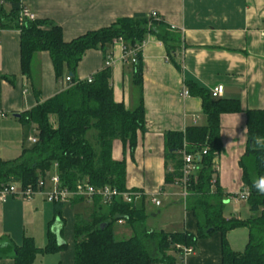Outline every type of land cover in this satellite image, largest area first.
<instances>
[{
    "label": "trees",
    "instance_id": "trees-1",
    "mask_svg": "<svg viewBox=\"0 0 264 264\" xmlns=\"http://www.w3.org/2000/svg\"><path fill=\"white\" fill-rule=\"evenodd\" d=\"M21 8L20 0H0V30L20 33V71L31 81L36 105L19 120L34 126L37 141L24 147L17 159L0 160V188L19 183L23 188L35 189L38 181L44 180L45 174L56 165L61 187L69 191H75L82 184L95 188L109 186L119 192L128 190L125 161L112 159V144L119 140L131 151L135 148L137 132L144 131L143 107L139 104L134 110H128L114 101L108 67L96 73L90 83L76 80V68L89 50H102L107 60L112 55L114 43L120 41L125 60L132 67L134 83L141 89V46L146 36L151 34L160 41L168 59L174 61L182 43L180 35L160 18L137 13L66 42L61 27L54 23L20 19ZM41 52L48 53L58 82H63L65 77L71 78L69 84L44 101L40 100L36 61ZM130 53H133L134 62H131ZM186 87L188 96L200 98L205 125L164 135V184L181 182V151L184 150L195 166L184 187V205L195 220V233L147 230V215L142 206L120 198L103 205L94 197L86 216L76 214L74 218L73 264H183L187 258L183 257L185 248H192L194 254L197 242L215 233L220 237V264H264V110L244 111L247 140L238 165L243 190L249 193L245 203L250 216L247 219L226 218L223 208L227 196L214 168L222 147L220 116L243 111L238 100L213 98L209 90L193 82H187ZM76 203L89 202L76 198L71 204ZM53 207L54 217L49 223L44 248H37L27 237L17 246L5 236L0 238V258L9 257L13 264H32L38 253L56 254L65 249L61 218L65 205L53 203ZM120 220L133 229L132 237L115 238L114 225ZM54 222L60 225L58 231L52 228ZM237 228H245L248 232L241 252L232 250L226 238L228 232Z\"/></svg>",
    "mask_w": 264,
    "mask_h": 264
},
{
    "label": "crops",
    "instance_id": "crops-1",
    "mask_svg": "<svg viewBox=\"0 0 264 264\" xmlns=\"http://www.w3.org/2000/svg\"><path fill=\"white\" fill-rule=\"evenodd\" d=\"M20 1L34 19L48 20L61 27L66 42L137 13L149 15L155 12L165 24L177 31L182 43L174 61L168 59L160 41L151 34L146 36L141 48V89L134 83L132 67L125 60L122 43H114L110 57L112 65L108 67L113 99L128 110L142 105L144 131L137 132L136 145L132 151L121 141L115 140L111 156L115 161H125L126 188L143 194L135 204L142 206L144 211L145 203L157 208L162 206L161 199L170 201L181 197L184 200L178 185L164 184V135L167 132L184 131L194 125H205L200 98L183 95L187 82L209 91L220 85L222 95L219 98L238 100L243 111L220 116L222 147L215 161L219 185L227 196L225 203L229 202L228 199L235 203L232 216L239 218L240 207L237 203H245L236 199L244 188L238 165L247 140L244 111L264 110V0ZM19 36L18 30H0L2 161L17 159L22 149L30 146L28 138L35 134L33 125L23 124L13 116L22 115L36 105L31 81L20 71ZM36 61L39 65L40 100L44 101L64 85L55 79L48 53L37 54ZM104 64L105 54L102 50L87 51L76 68V80L93 77L106 69ZM153 199L159 205H155ZM81 205L70 204L74 208L70 215L73 223L76 214L86 216L92 203L85 204L88 208H81ZM183 206L182 226L176 232L195 233V220L186 211L184 203ZM62 214H65L64 209ZM160 215L161 211H156L150 217L155 219ZM53 217V203L46 201L43 195H35L28 201L9 197L0 203V238L6 236L17 246L23 238H31L36 247L42 249ZM116 224L126 225L122 220ZM59 227L57 222L52 225L56 231ZM162 227L165 226H159L157 222L146 225L147 230L166 231ZM238 229H243L248 237L245 228L232 230L226 235L229 246L231 235ZM51 256L56 257H45L44 253H38L32 264H73V242L70 240L66 251ZM220 257V237L215 233L199 240L194 254L188 256L183 264H220ZM0 264H13V260L3 257L0 258Z\"/></svg>",
    "mask_w": 264,
    "mask_h": 264
},
{
    "label": "built area",
    "instance_id": "built-area-1",
    "mask_svg": "<svg viewBox=\"0 0 264 264\" xmlns=\"http://www.w3.org/2000/svg\"><path fill=\"white\" fill-rule=\"evenodd\" d=\"M148 16L152 19H159L157 13L155 12H151ZM22 18H26L30 20L34 19L33 15L24 6H22L20 11V19ZM129 55H131V62H134L135 60L133 58V53H130ZM111 65H112L111 58L105 60V64H104L105 67H110ZM83 81L90 83L92 81V77L91 76L87 77ZM70 82H71V78L65 77L63 80V85L65 86ZM210 93L213 98L221 97L222 86L218 85L216 87H213L210 90ZM183 95L188 96V92L186 89L183 91ZM2 116L3 114H0V117ZM36 141L37 139L34 136L28 138V142L31 144L36 143ZM181 155L183 160V169H182L183 176L181 182L175 183V185H178L182 189V196L184 199L186 197V192L184 188L185 182L187 180V177L195 170V166L192 163L191 156L185 153L184 150L181 151ZM54 168L56 169V165H54ZM214 168L217 169L216 162L214 163ZM35 195H43L46 201H48L49 203H62L65 206L70 205L72 201L75 200L76 198H81L86 200L87 202H91L94 197H98L100 199L101 204L109 205L112 204V202L116 198H120L122 201L126 203H133L137 199H140L143 196V194L140 191L126 190L124 192H119L118 190L111 188L109 186L95 188L88 184L78 185L75 191H69L61 187L60 177L58 176V174H56L50 179V190L48 191L46 190L45 181L43 179L38 181L35 189L31 186H27L23 188L19 183H11L9 185L0 188V203H4L9 197L21 198L22 200L28 201L32 199ZM248 196L249 193L245 189L242 190L236 196V199L241 201H246ZM152 202L155 205H159V202L156 199H153ZM183 251H184L183 254L184 259L193 253L192 248H185Z\"/></svg>",
    "mask_w": 264,
    "mask_h": 264
},
{
    "label": "rangeland",
    "instance_id": "rangeland-1",
    "mask_svg": "<svg viewBox=\"0 0 264 264\" xmlns=\"http://www.w3.org/2000/svg\"><path fill=\"white\" fill-rule=\"evenodd\" d=\"M56 174H57V171L55 168H51V170L45 174L44 181H45V186H46L47 191L50 190V179ZM228 200L229 202L225 203L224 208H223V215L226 218H229L230 216H232L233 211L235 210L234 208L235 203L231 201V199H228ZM160 201L162 202V206L157 207V208L149 203H145V214L147 215V221L145 222V225L147 226L149 224L154 225L157 222L159 226L164 225L165 227H162V228L166 231L176 232L180 230L182 226V220L184 218V206H183L184 200H182L181 197H175V198H172L170 201L163 200V199H161ZM83 206L87 207L85 204L84 205L82 204L80 207L83 208ZM237 206L240 207L238 211L239 218L247 219L250 216L248 205L244 202H239L237 203ZM68 209H70L71 211L69 210V212H67ZM72 209H74L72 206L67 205L64 208L65 214L64 215L61 214V218L64 221L62 237H63V240L66 242L67 246L70 240L71 242H73L72 241L73 240V222L72 220L70 221V215L72 214L71 213ZM156 211H161V215L155 219L153 217H150V215L152 213H155ZM114 229H115V238L117 240H125L134 235L133 229L127 223L126 225L125 224L123 225L115 224ZM246 235L247 233L243 229L236 230L235 234H232L230 237L231 249L235 251H242L247 242ZM46 244H47V236H46ZM66 249L67 247L61 250V252L66 251ZM40 257H43V256H40ZM45 257L55 258L56 256H51V254H45ZM37 263L41 264V262H37Z\"/></svg>",
    "mask_w": 264,
    "mask_h": 264
},
{
    "label": "water",
    "instance_id": "water-1",
    "mask_svg": "<svg viewBox=\"0 0 264 264\" xmlns=\"http://www.w3.org/2000/svg\"><path fill=\"white\" fill-rule=\"evenodd\" d=\"M15 118H20L21 117V115H19V114H14L13 115Z\"/></svg>",
    "mask_w": 264,
    "mask_h": 264
}]
</instances>
